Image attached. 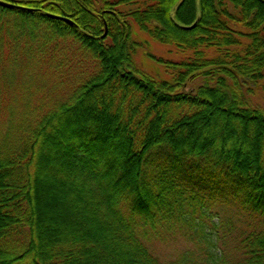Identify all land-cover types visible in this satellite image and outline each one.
<instances>
[{
	"label": "trees",
	"instance_id": "16d2710c",
	"mask_svg": "<svg viewBox=\"0 0 264 264\" xmlns=\"http://www.w3.org/2000/svg\"><path fill=\"white\" fill-rule=\"evenodd\" d=\"M2 1L0 264H204L150 241L209 202L252 218L216 264H264V0Z\"/></svg>",
	"mask_w": 264,
	"mask_h": 264
},
{
	"label": "rangeland",
	"instance_id": "374dc122",
	"mask_svg": "<svg viewBox=\"0 0 264 264\" xmlns=\"http://www.w3.org/2000/svg\"><path fill=\"white\" fill-rule=\"evenodd\" d=\"M141 39L145 43L137 50L134 56L136 64L159 78H168L169 74L163 65L151 59L147 56V53L150 52L170 59H179L182 54L178 53L173 46L153 41L146 35H142ZM13 76L14 81L19 79L18 73L13 74ZM198 82L199 80H194L185 89L194 88ZM1 84L2 81L0 80V86ZM249 100L251 105L264 108V77L251 86ZM209 203L207 207L201 209L203 216L197 217L194 224H192V228L187 231V235L191 238L182 235L181 231L176 229L165 232L163 230L156 239L150 241V248L162 261L175 260L177 255L184 251L181 254L183 260L193 261L195 254L198 263L216 264L224 253L223 249L225 246L223 242L225 238L232 242L239 234L240 229L245 228L247 224H252V218L245 216L246 213L244 212L237 209L233 210L231 207L218 205L217 203ZM41 211L43 218L47 217L50 221L54 220L59 213L51 205L50 207L42 205ZM228 222L232 224L228 226L231 231L229 234L224 235L226 232L221 229V224L224 226ZM223 236L226 237L224 238ZM185 251H190L194 254L191 256Z\"/></svg>",
	"mask_w": 264,
	"mask_h": 264
},
{
	"label": "water",
	"instance_id": "95a60500",
	"mask_svg": "<svg viewBox=\"0 0 264 264\" xmlns=\"http://www.w3.org/2000/svg\"><path fill=\"white\" fill-rule=\"evenodd\" d=\"M0 5L4 6V7H7V8H12V7L15 6L12 3H8V2L2 1V0H0ZM49 16L53 17V18H56V19H61V20L65 21V22H67L69 24H73V22L70 19L66 18V17L56 16V15H52V14H49ZM197 19H198V16H197ZM197 19L191 25H188V26L181 25V27H183L184 29H192L195 26V24L197 22ZM106 32L107 31H106V27H105V31H104L103 36L106 35Z\"/></svg>",
	"mask_w": 264,
	"mask_h": 264
}]
</instances>
